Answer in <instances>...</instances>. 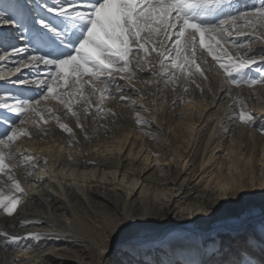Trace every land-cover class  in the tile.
I'll return each mask as SVG.
<instances>
[{"label": "bare ground", "instance_id": "obj_1", "mask_svg": "<svg viewBox=\"0 0 264 264\" xmlns=\"http://www.w3.org/2000/svg\"><path fill=\"white\" fill-rule=\"evenodd\" d=\"M245 21L243 17L237 24L225 26L224 36L212 33L220 44L206 39L205 44L211 48H200L197 36L196 64L184 71L194 72L198 65L206 79L199 74L178 79L175 84L171 77L165 79L160 74L161 48L151 53L148 60L153 61L151 88L111 76L123 85L126 99H118V88L104 92L105 98L95 109L92 130L83 137L67 125L73 121L72 111L56 98L57 93L67 91L49 78L41 79L42 75L47 76L48 66L23 67L21 61L29 53L11 55L9 44L3 43L9 56L0 60V80L10 81L8 85L19 88L32 100L40 92H45L47 99L33 104L38 114L28 112L22 117L25 122L15 131L20 133L24 128L25 134L10 142L8 149L0 148L6 156V168L0 172V191L13 194L8 176L14 177L24 190L16 193L20 199L12 217L0 211V231L9 237H0V264L34 263L42 253L72 240L77 241L73 248L80 264H110L112 258L120 256L131 258V262L142 259L147 264L149 254L141 257L137 251L134 256L132 251L143 244L154 247L161 263L178 264L172 249L160 245L173 238L184 241L183 245L190 241L202 245L204 264H233L240 254L253 260L251 264H261L264 134L259 129L264 127V120L259 118L264 117V86L237 87L227 82L218 64L227 63L229 58L238 62L264 55V26L253 21L254 26L248 27ZM6 40L7 37L0 38ZM245 43V47L231 48ZM173 55L175 58V52ZM188 57L191 53L182 54L177 63ZM128 59L133 61L130 70L135 74L147 72L136 63L139 59L135 55ZM169 70L181 76L182 69ZM37 80L51 84L53 93H47L46 84L34 83ZM107 94H115L117 99L106 98ZM170 96L180 101V109L173 129L166 132L154 114L158 108L170 107ZM115 103L120 104V115L113 114ZM242 107L258 118L254 127L239 120ZM137 116L141 124L137 123ZM146 124L154 129L140 128ZM9 154L17 159H7ZM27 156L32 161H26ZM222 185L228 186L229 194H222ZM126 214H134L132 222L138 225L132 234L139 239L132 241V246L111 240L109 234L110 220ZM23 221L28 223L22 224ZM235 231H239L238 235H233ZM12 236H19L20 240L13 241ZM234 242H238L236 247ZM17 243L25 250H15ZM118 250L124 254L113 257ZM182 252L188 255L191 250L183 248ZM52 253L35 264H69L72 259L63 250Z\"/></svg>", "mask_w": 264, "mask_h": 264}, {"label": "snow or ice", "instance_id": "obj_2", "mask_svg": "<svg viewBox=\"0 0 264 264\" xmlns=\"http://www.w3.org/2000/svg\"><path fill=\"white\" fill-rule=\"evenodd\" d=\"M231 8L232 0H55L54 3H49L48 0H0V38L7 37L6 41H0V49H2L0 60L9 56V49H3V43H8L11 55L19 56L22 53H29L27 59L21 61L23 67L39 64L46 67L52 66L56 71H49L48 78L59 84L61 74L64 73L65 85L69 89H75V92H80L84 85L93 86V94L98 90L94 85H104L99 89L101 92H108L116 87L119 89L118 99L124 101L126 95L123 85H118L115 79H107V77H111L113 71L120 73L129 71V65L133 61L129 60L128 56L133 52V46H138L137 53L139 50L147 51L146 44L150 41L156 43L154 38L162 33V38L158 41L163 49L158 52L161 57L160 74L165 79L171 77L175 84L178 79L190 78L195 74L206 79L205 73L198 65L195 66L194 72L182 71L180 77L169 70L189 69L196 64L197 36H199L200 48H211L212 45L205 44L206 39L213 41L214 45H219L220 41L215 40L212 33L226 35L225 26L237 24L240 18H252L245 21V26H254L253 21H259L261 26H264V0H260L259 6L252 9L232 11ZM6 28L12 31L5 32ZM13 40L19 43H13ZM168 41L172 42L165 47ZM151 51L156 52L157 49L153 47ZM173 52L176 54L175 58H173ZM187 53H191V57L185 58L178 64L177 60L181 55ZM209 55L216 60V56L211 51ZM165 60L169 63L165 64ZM259 62H264V58ZM259 62L255 57L250 56L238 62L229 58L227 63H218L224 70L227 82L237 87L246 85L252 88L257 84L264 86V76L254 78L247 75V70ZM136 63L143 67L146 61L140 58ZM16 71H19V68ZM257 71L264 72V68H258ZM73 74L81 78L75 85L68 83ZM133 74H135L134 70ZM83 76L89 79L81 83ZM192 82L195 83V80L193 79ZM16 83L27 84L28 81H16ZM34 83L46 84L47 93H53V88L51 84H47V81L37 80ZM184 91L187 92L188 89L185 88ZM73 95V91L57 93L56 98L69 111H72L71 101L66 100L65 97ZM104 98V96L101 97V99ZM110 98L117 99V95L112 94ZM41 99H47L45 92H40L34 100L16 96H9L8 99L0 98V109H7L18 117L28 112L38 114L33 104H39ZM84 111L87 113L88 109L85 108ZM72 114L77 115L75 112ZM238 118L242 123L253 127L258 119L248 112L246 107L241 108ZM259 119L264 120V117ZM19 122L25 121L21 119ZM137 123H142L139 116H137ZM60 126L62 129L65 127ZM77 127L82 125L78 123ZM259 131L264 134V127H261ZM23 134H25L23 131L17 133L15 130L6 132L3 137H0V146L8 149L10 142ZM7 159L15 161L17 157L9 154ZM24 159L30 162L33 158L27 156ZM5 160L4 152L0 151V172L6 168ZM8 181L11 183L13 194L9 195L0 191V211L12 217L20 199L16 193H23L24 190L14 177L8 176ZM221 191L222 194L227 195L231 190L228 186L222 185ZM236 195L239 196L240 192L237 191ZM134 219V214L112 218L109 222L110 239L122 240L132 246L131 242L139 239L138 235L132 234V230L138 227L132 222ZM26 223L28 221L22 222V224ZM0 237L9 238L2 231H0ZM10 239L19 241L20 237L12 236ZM15 250L25 249L17 243ZM104 251L108 249L105 248ZM261 251L264 252V248ZM13 264H23V262L14 261ZM233 264H251V261L240 254ZM261 264H264V260Z\"/></svg>", "mask_w": 264, "mask_h": 264}, {"label": "rangeland", "instance_id": "obj_3", "mask_svg": "<svg viewBox=\"0 0 264 264\" xmlns=\"http://www.w3.org/2000/svg\"><path fill=\"white\" fill-rule=\"evenodd\" d=\"M49 3H54V0H48ZM260 4V0H232V11H236V10H243V9H252L253 7H258ZM246 21L251 20L252 18L250 17H245ZM142 35H146L144 33H142ZM162 38V33L159 36H156L154 39L155 41H157L156 43L153 42H149L148 44H146V49L147 51L144 50H139L137 53V48L138 46H133V52L129 55H135L136 59H140V58H144V60L146 61V64L141 67L142 70H147L146 73L144 74H133V71L130 70V65H129V71L128 72H124V73H120V72H116L113 71V75L112 76H117V77H124L123 79H127L130 84H135L136 86L139 87H144V88H151L153 83H152V75H151V69L153 67V61H148L150 60L151 57V53H153L151 51V49L153 47H155L157 49V51L160 50V44L158 43V41ZM247 43L243 44L245 47ZM240 44H234L231 46V48L233 49H237L239 48ZM165 47H167V44L165 45ZM150 53V54H149ZM128 56V57H129ZM255 58H264V55L260 57L259 54H256L255 56H253ZM174 58V55H173ZM169 62L167 61L166 64H168ZM219 64V63H218ZM215 68H217L215 66ZM258 68H264V62L258 63V64H254L251 66L250 69L247 70V75L249 77H260V76H264V72L258 73L257 69ZM185 69H182V71H184ZM215 70V69H213ZM49 71L55 72L56 69L52 66H48V70L47 73ZM220 71H224L222 69H220ZM149 73V74H147ZM41 79H45L48 78V76L46 75H42ZM135 79H134V78ZM78 79H81L79 77H76L75 74H73L72 78L70 81H68V83H72L75 85L76 81ZM89 79V77L87 76H83L81 83L83 81H87ZM107 79H110V77H107ZM131 80V81H130ZM10 83V81L8 80H0V98L3 99H8L9 96H16V97H20L23 99H31L30 95H27L25 92H23L22 90H20L19 88H15L12 87L10 85H8ZM53 83L57 86H60L61 88L65 89L67 91V93L69 91H73L74 95L73 96H68V98L66 100H70L71 101V116L74 117L73 121L68 122V124H70L69 126H71L70 128L76 131V134L79 137H83L85 135L86 132L92 130V122H93V118H95L97 116V111H95V109L97 108V106H99L101 104V97L103 96L104 92L101 93V91H99V89H101V87L103 88L104 85H94V87H96L98 90L95 92V94L92 93V87L93 86H89V85H84L83 88L81 89L80 92H75V89H69L66 85H65V74L62 73L61 74V80L60 83L57 84L54 80ZM124 83V82H121ZM6 84V85H5ZM5 85V86H3ZM120 85V83L118 84ZM116 87H113L109 90L112 91L113 89H115ZM112 94H110L111 96ZM108 94L106 95V98L110 97ZM171 100L169 103V108L167 110H163L162 108H158L156 110V115L154 114V118H158L160 119V123H161V129H165L166 132L171 131L174 127V123L176 122L177 118H176V113L179 112L180 109V101L178 99H175L174 97L170 96ZM11 103V102H10ZM124 104V103H123ZM122 105V104H121ZM125 105V104H124ZM158 107V106H157ZM87 108L88 111L87 113H85L84 109ZM120 104L119 103H115V105L113 106L114 109V114L115 115H120L121 114V109H120ZM66 110V109H65ZM163 110V111H162ZM99 111V109H98ZM75 112L77 113V115H73L72 113ZM62 113H66V111H63ZM101 114V113H99ZM25 114H23L22 116H17L16 114L8 111L7 109H0V137H3L5 135L6 132L10 131V130H16L18 128V126L21 124L19 121L21 119H23L22 117ZM103 115V114H102ZM106 119V117H104ZM159 121V120H158ZM65 123V119L63 121ZM81 124L82 127H77V124ZM51 125V123H50ZM26 127V126H24ZM140 128H143L144 130H148L149 128L154 129L151 126H147L146 125H142ZM24 128L21 129V131H23ZM150 131V129L148 130ZM3 146H0V148H2ZM151 230L153 229V227L150 228ZM239 231H235L233 233V235H238ZM222 239V238H221ZM219 243L223 242L221 240ZM239 242H242L241 240H239ZM197 241H190L188 244H184V241H181L177 238H173L169 241L163 242L161 243V247H166L169 246L173 253L174 256L178 262V264L183 263V260H185L186 264H204V260H203V252L205 251L203 250V246L199 245V243L197 244ZM243 243V242H242ZM77 244V241H73L72 242H67L64 245L58 246L57 248L55 247V250H49L46 251L44 253H42L40 255L41 258H39L36 262L31 263V264H35V263H42L45 258H47L48 256H51L54 252H60V251H65L66 255L71 256L72 259H70V263L69 264H80V262L75 258V252L76 250L73 248V246H75ZM83 244V243H82ZM214 244V243H213ZM233 244V243H232ZM237 244L238 242H234V245ZM235 245V247L237 246ZM189 246V247H187ZM202 246V247H201ZM249 246V245H248ZM187 249V250H191L190 254H185L182 252V250ZM154 247L153 246H149V245H141L138 248L133 249V254L134 256L136 255L137 251L139 252V255L141 257H147V255L149 254V258L146 260L147 264H149L148 261H152V264H163V262L161 263V261L159 260L158 256L155 254L154 252ZM131 251V252H132ZM128 252V251H127ZM119 253H121L122 255L124 254V252H120V250L116 251L113 253V257H115L116 255H118ZM129 254V252H128ZM126 257V256H125ZM125 257L120 256V257H115L112 258L113 262L110 264H144L142 261V259H139L138 261L135 262H131V258L129 260H126ZM156 258V259H155ZM237 258V257H236ZM236 258H234V262L237 260ZM43 259V260H42ZM83 259V258H82ZM182 259V260H181ZM85 261V260H83ZM253 261V260H251ZM76 262V263H75ZM52 264V263H51ZM54 264V263H53ZM62 264V263H59ZM175 264V263H174ZM184 264V263H183Z\"/></svg>", "mask_w": 264, "mask_h": 264}]
</instances>
